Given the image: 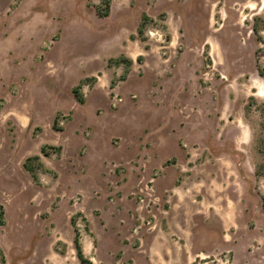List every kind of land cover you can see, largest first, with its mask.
<instances>
[{"label": "rangeland", "instance_id": "1", "mask_svg": "<svg viewBox=\"0 0 264 264\" xmlns=\"http://www.w3.org/2000/svg\"><path fill=\"white\" fill-rule=\"evenodd\" d=\"M102 7L0 0V264H264V0Z\"/></svg>", "mask_w": 264, "mask_h": 264}, {"label": "trees", "instance_id": "2", "mask_svg": "<svg viewBox=\"0 0 264 264\" xmlns=\"http://www.w3.org/2000/svg\"><path fill=\"white\" fill-rule=\"evenodd\" d=\"M111 1H112V0H102V6H103V7H102V9L98 10V15H99V16L103 17V16H107V15H108V13H109V9H110V6H111ZM147 18H148V16H147L146 14H144L143 17H142V23H141L140 26L138 27V33H139V34L142 33V31H143L142 28H143V25H144L145 20H146ZM141 59H142V57L139 56V57H138V60H141ZM124 62H125V63H124ZM124 62L121 61V60L118 61L119 64H120V63H124V66H125V69H126L125 71L127 72L128 69L130 68L131 64L133 63V59L130 58V57H125ZM260 74H263V73H261V71H260ZM123 77H125V76H123ZM73 92H74V96H75L76 100H77L79 103H83V102H84V98H83L81 95H78V94H77L75 88L73 89ZM53 128L56 129V130H60V129H57L54 125H53ZM51 148H52L53 150H55V152H59V151H61V149H62L61 146H51ZM41 152H42L44 155H49V154H50L48 151H46V147H45V146L41 147ZM29 160H37V161L39 160V161H41L39 155H34V156H30V157H28L27 160H26V163H27V161H29ZM26 163H25V167H26L28 170H30V171L32 172L33 178H34L35 180H37V175H36L34 169H33V168H29V167L26 165ZM0 215H3V212H2V211L0 212ZM72 222H73V219H72ZM74 245H75V249H76L77 257L79 258L80 262H81L82 264H92V263H91L92 261H91L90 259L86 258L85 255H84L83 247H82V244H81V241H80V236H79L78 232H76V236H75V238H74Z\"/></svg>", "mask_w": 264, "mask_h": 264}, {"label": "crops", "instance_id": "3", "mask_svg": "<svg viewBox=\"0 0 264 264\" xmlns=\"http://www.w3.org/2000/svg\"><path fill=\"white\" fill-rule=\"evenodd\" d=\"M130 58H132V57H130Z\"/></svg>", "mask_w": 264, "mask_h": 264}]
</instances>
